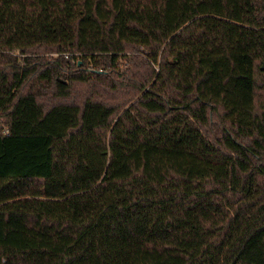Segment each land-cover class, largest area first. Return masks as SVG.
Segmentation results:
<instances>
[{"label":"trees","instance_id":"obj_1","mask_svg":"<svg viewBox=\"0 0 264 264\" xmlns=\"http://www.w3.org/2000/svg\"><path fill=\"white\" fill-rule=\"evenodd\" d=\"M263 63L264 0H0V264H264Z\"/></svg>","mask_w":264,"mask_h":264},{"label":"rangeland","instance_id":"obj_2","mask_svg":"<svg viewBox=\"0 0 264 264\" xmlns=\"http://www.w3.org/2000/svg\"><path fill=\"white\" fill-rule=\"evenodd\" d=\"M262 68H264V63L262 64ZM6 149L1 148L0 144V166L5 171H19L25 169L26 167L35 168L37 164L28 165V164H20L17 162V159L22 153L26 152H39L41 147L44 145V142L38 141L37 143H23V146H17L16 143H5Z\"/></svg>","mask_w":264,"mask_h":264}]
</instances>
